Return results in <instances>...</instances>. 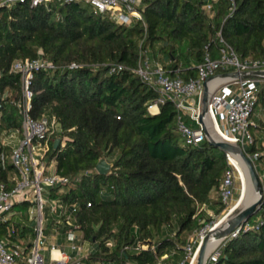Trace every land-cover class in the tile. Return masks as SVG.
Segmentation results:
<instances>
[{
  "label": "trees",
  "instance_id": "1",
  "mask_svg": "<svg viewBox=\"0 0 264 264\" xmlns=\"http://www.w3.org/2000/svg\"><path fill=\"white\" fill-rule=\"evenodd\" d=\"M234 1L229 16L231 0H145V25L131 26L96 15L81 1L50 9L24 1L0 10V131L21 128L14 104L22 97L21 77L11 72L12 64L39 57L55 63L53 71L34 73L31 114L60 125L57 138L65 145L51 143L46 158L55 159L57 173L79 178L65 199L79 206L76 219L94 245L92 259L157 264L168 256L177 262L189 239L215 223L204 207L217 216L227 213L213 196L230 167L227 153L207 140L186 145L172 103L151 114L158 93L134 70L144 49L172 77L195 78L208 44L216 56L213 39L220 30L241 59L264 60V0ZM207 2L215 10L212 19L203 10ZM115 63L126 69L110 73L108 65ZM261 86L256 108L263 109ZM257 129L263 132V123L254 122L251 130ZM248 152L261 154L257 171H264V139ZM102 158L113 164L109 175L96 171ZM6 176L0 172V181ZM247 222L259 228L226 242L215 264H264V198ZM7 229L0 223L1 238ZM27 236L31 228L21 226L12 239ZM147 242L153 249L120 257L122 248Z\"/></svg>",
  "mask_w": 264,
  "mask_h": 264
},
{
  "label": "built area",
  "instance_id": "2",
  "mask_svg": "<svg viewBox=\"0 0 264 264\" xmlns=\"http://www.w3.org/2000/svg\"><path fill=\"white\" fill-rule=\"evenodd\" d=\"M28 2L31 6L44 5L50 9L52 3L70 4L84 2L94 14L108 17L120 25L131 26L140 21L145 25V0H0V10L12 8L18 2ZM215 1V0H214ZM229 16L236 9L234 0ZM204 12L212 19L215 10L211 2L203 6ZM226 21L224 19L223 23ZM216 56L211 44L205 49L203 61L196 66L195 78L172 77L164 66L155 61L147 50L142 49L140 60L134 72L141 80L151 85L158 93L157 103L149 107L151 114L160 111V105L170 102L178 111V130L184 143L197 147L207 137L199 118L202 112L204 82H209L208 118L212 119L222 136L242 147L253 161L255 169L260 153H249L248 149L256 144L251 130L253 115L258 103V95L263 77H222L224 73L250 74L264 70V60L241 59L234 48L218 31L213 39ZM77 65L70 66L71 69ZM110 73L126 69L121 64H109ZM57 65L43 57L16 60L11 72L21 77L22 97L14 103L21 119L20 129L0 131V172H6V179L0 181V223H7L4 238L0 237V264H134L132 261L120 262L109 257L92 259L94 245L90 243L77 221L78 204L68 202L66 194L76 186L79 178L63 176L56 171L55 159L47 160L51 143L59 138L60 125L53 117L35 119L32 109V80L38 71H53ZM215 82L213 90L210 83ZM262 82V83H261ZM61 142V140H60ZM59 142V143H60ZM65 145V139L61 146ZM230 167L226 170L217 195L228 211L234 204L242 180L239 171L233 166L227 154ZM258 172V171H257ZM264 191V171L259 173ZM27 204L26 209L16 207ZM91 202L87 203V207ZM20 225V226H19ZM30 227L32 236L12 239L19 227ZM259 223H243L236 228L220 247L211 254L207 264H215L221 256L222 246L247 231L258 229ZM204 239L203 232L185 247V257L177 262H169L168 256L162 257L157 264H191L193 247ZM109 253L114 248L112 240L105 243ZM153 249L147 243L126 246L121 249L120 257L141 250Z\"/></svg>",
  "mask_w": 264,
  "mask_h": 264
},
{
  "label": "water",
  "instance_id": "3",
  "mask_svg": "<svg viewBox=\"0 0 264 264\" xmlns=\"http://www.w3.org/2000/svg\"><path fill=\"white\" fill-rule=\"evenodd\" d=\"M222 77H263L264 78V70L253 71L250 74L240 75L239 73H224L220 74ZM211 79H207L204 82V92L202 96V112L199 118V122L202 125L204 133L207 137V141L210 145L215 148H218L229 156H238L241 162L243 163L246 176L249 182L248 186V194L244 199V195L242 196L238 202V204L244 200V205L233 212V209L227 212L218 222H216L210 229L202 241V243L197 247L194 258H196V264H207L208 259L212 252H209V244L212 240H218L219 245L222 244L223 240L226 239L236 228H238L243 223L247 222L259 208L263 198L264 191L262 186V181L259 173L255 169L253 161L248 157L242 147L238 144L231 143L229 141L223 140L221 138H216L214 134L208 129L206 124V118H208V102H209V82ZM3 109L2 97L0 94V111ZM60 139L55 142V147L57 148L59 145ZM113 164L107 160V158H102L98 162L96 166V171L102 175H109L112 172ZM254 195V197H253ZM237 204V205H238ZM235 207V206H234ZM223 225L220 228H217L219 225ZM212 239V240H211ZM148 245L152 246V242H147ZM217 247V248H218Z\"/></svg>",
  "mask_w": 264,
  "mask_h": 264
},
{
  "label": "bare ground",
  "instance_id": "4",
  "mask_svg": "<svg viewBox=\"0 0 264 264\" xmlns=\"http://www.w3.org/2000/svg\"><path fill=\"white\" fill-rule=\"evenodd\" d=\"M214 85H215V82H212L210 83V88L211 90H213L214 88ZM206 124H207V127L208 129L214 134V136L216 138H221L223 140H226V141H229L232 143V141H230L229 139H227L226 137L222 136L221 133L219 132V130L216 128L214 122L212 121V119L210 118H206ZM230 159H231V162L233 164V166L239 171L240 173V176H241V180H242V185H241V189H240V196H239V199L238 201L236 202V204L234 206H232L227 212L231 211L233 209V212L236 211L237 209L241 208L243 205H244V200L241 201L239 204V200L242 196V193L244 195V199L245 197L247 196L248 194V186H249V182H248V179H247V176H246V170H245V167L243 165V163L241 162V160L239 159L238 156H230ZM254 197V195H253ZM238 204V205H237ZM223 223L225 222H222L221 225H219L217 228H220ZM204 240V239H203ZM212 240V239H211ZM219 245V241L218 240H212L209 244V252H212L213 250L215 251L216 248L218 247ZM197 258V257H196ZM196 258H194V260H192L191 264H196Z\"/></svg>",
  "mask_w": 264,
  "mask_h": 264
},
{
  "label": "rangeland",
  "instance_id": "5",
  "mask_svg": "<svg viewBox=\"0 0 264 264\" xmlns=\"http://www.w3.org/2000/svg\"><path fill=\"white\" fill-rule=\"evenodd\" d=\"M262 83V82H261ZM264 83V82H263ZM262 87V86H261ZM253 122H255V123H263V126H264V108L262 109L260 106L258 107V108H256V110H255V113H254V117H253ZM264 134V130H263V132L261 131V129H257V130H254V135H255V138L256 139H258V138H261V136ZM108 161H109V159H107ZM214 197H217V194H215V195H213ZM239 196H240V191H238L237 192V197H236V199H235V201H234V204H233V206L236 204V202L238 201V199H239ZM204 209H205V211H206V213H207V215L209 216V217H214V219H215V223L216 222H218L222 217H223V215H219V216H217V215H215V212L211 209V208H208V207H204ZM214 223V224H215ZM213 224V225H214ZM213 225H208L207 227H206V229H203L201 232H203V234H204V239H205V237H206V235H207V233H208V230L210 229V227H212ZM201 232H199V233H197L196 234V236H198V235H200V233ZM195 237H191L190 239H189V241L190 242H192L193 241V239H194ZM220 247V246H219ZM218 247V248H219ZM218 248H216V250L218 249ZM215 250V251H216ZM214 251V252H215ZM212 254H213V252H212ZM211 256V255H210Z\"/></svg>",
  "mask_w": 264,
  "mask_h": 264
},
{
  "label": "crops",
  "instance_id": "6",
  "mask_svg": "<svg viewBox=\"0 0 264 264\" xmlns=\"http://www.w3.org/2000/svg\"><path fill=\"white\" fill-rule=\"evenodd\" d=\"M264 139V134L261 136V138H258V140H263Z\"/></svg>",
  "mask_w": 264,
  "mask_h": 264
}]
</instances>
